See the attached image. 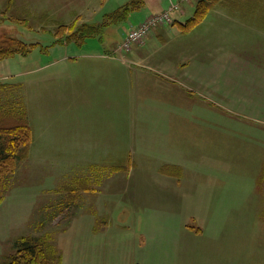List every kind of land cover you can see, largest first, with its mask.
I'll return each mask as SVG.
<instances>
[{
    "label": "rangeland",
    "instance_id": "rangeland-1",
    "mask_svg": "<svg viewBox=\"0 0 264 264\" xmlns=\"http://www.w3.org/2000/svg\"><path fill=\"white\" fill-rule=\"evenodd\" d=\"M120 2L0 0V106L32 131L0 170V264H264V0L188 30L200 0Z\"/></svg>",
    "mask_w": 264,
    "mask_h": 264
},
{
    "label": "trees",
    "instance_id": "trees-1",
    "mask_svg": "<svg viewBox=\"0 0 264 264\" xmlns=\"http://www.w3.org/2000/svg\"><path fill=\"white\" fill-rule=\"evenodd\" d=\"M214 1L200 0L201 5L197 6V8H196V10H197L196 16H194L192 19H190L187 24H185V25L180 24L183 27V29L188 30V29L192 28L195 25V23L201 21L204 18V15L208 12V10L214 4L217 3V0L215 2ZM142 3L143 2L141 1L140 4H142ZM140 4H138V5H140ZM132 5H137V3L136 2L131 3L130 6H132ZM125 8H127V7H125ZM122 10H125V9L123 8ZM122 10H120V11H122ZM126 11L127 10H125V16H124L125 18L128 16ZM118 13H116V14H118ZM128 14H129V12H128ZM124 17H122L121 19H124ZM91 27L92 28L103 27V24H95V25H91ZM1 48L2 49H0V61H2L3 59H6L7 57H10L13 54L14 50L18 49V47L15 45V43H13L11 45L5 44ZM9 50H11V51L7 54L2 53L4 51H9ZM14 108L15 107H11L9 109V104H3L0 106V118L5 122V123L0 125V170H4V171H5L6 167H8V165H9V162H10L9 160L12 159V157H13V154H10L11 153V151L9 149L10 146H15V142L20 138L23 140L26 138L28 145L32 141L31 126L26 119V112L24 111L21 113H16V112H14ZM18 130H20V132H17ZM13 170L14 169H12L10 167V169L6 173V176L9 173H11ZM5 177L2 176L0 178V183L2 185H4V181H5L4 178ZM18 247L21 250L20 251L21 253L27 254V255L29 254L32 259L38 258L37 260H42V261L44 259H46V255L48 254L47 249L51 250V252H52V249L44 243L43 238L24 239V241L22 240V242H19ZM55 258L57 259V261L55 260L54 262H56L58 264L60 262V258L57 256H55ZM37 260H36V262H37ZM15 263H25V260L22 257H19L18 259H16Z\"/></svg>",
    "mask_w": 264,
    "mask_h": 264
},
{
    "label": "built area",
    "instance_id": "built-area-1",
    "mask_svg": "<svg viewBox=\"0 0 264 264\" xmlns=\"http://www.w3.org/2000/svg\"><path fill=\"white\" fill-rule=\"evenodd\" d=\"M174 8H176V7H174ZM172 9H173V7H172ZM170 21H171L170 12H168V11L161 14V15H156V16L152 17L146 23L142 24L141 26H139L135 30L131 31L129 33V35L127 36L126 40L124 41L123 45L125 47H128V46L130 47L131 45L137 43L140 39L144 38L145 36L147 37L148 36L147 34L150 32V30L153 27H155L157 25L164 24L165 22H170Z\"/></svg>",
    "mask_w": 264,
    "mask_h": 264
},
{
    "label": "crops",
    "instance_id": "crops-1",
    "mask_svg": "<svg viewBox=\"0 0 264 264\" xmlns=\"http://www.w3.org/2000/svg\"><path fill=\"white\" fill-rule=\"evenodd\" d=\"M119 1H121L120 4H121V3H124V4H123V6H124V5H127V4L134 3V2H136L137 0H119ZM141 1L144 2L145 0H141ZM164 11H165V10H164ZM174 11H176V8H173V9L171 8V10H169L168 12H170V15H171V14L174 13ZM113 12H114V11H113ZM253 20H254L255 23L260 24V25L262 26L261 29L264 30V18H261V17H259V16H254V19H253ZM253 20H252V21H253ZM98 23H99V22H98ZM135 27H137V25H136ZM135 27H134V28H135ZM166 27H168L167 24L161 26V27L158 28L156 31H154L152 34L156 35V34H157L158 32H160V31H163V32H164V29H166ZM172 27L175 28V27H176V23H175V26H172ZM257 31H258L259 34H262V33L258 30V28H257L256 26H254V34H256ZM152 34H150L147 38H150V37L152 36ZM263 36H264V34H263ZM143 44L145 45V41H144ZM259 45H260V43H259ZM169 67H170V66H169ZM169 67L165 68V70H164L163 73H162V76H163L164 78H168V79L175 78V74H174V75H171V76H164V75H167V74L164 73V72H166V71L172 69V68H169ZM168 75H170V74H168ZM172 76H173V77H172ZM175 118H176V117H175Z\"/></svg>",
    "mask_w": 264,
    "mask_h": 264
}]
</instances>
